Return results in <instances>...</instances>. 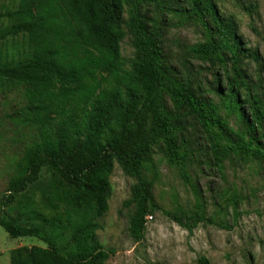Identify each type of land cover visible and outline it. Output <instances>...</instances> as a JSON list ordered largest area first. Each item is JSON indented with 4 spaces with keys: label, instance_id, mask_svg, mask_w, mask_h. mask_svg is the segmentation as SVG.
<instances>
[{
    "label": "trees",
    "instance_id": "obj_1",
    "mask_svg": "<svg viewBox=\"0 0 264 264\" xmlns=\"http://www.w3.org/2000/svg\"><path fill=\"white\" fill-rule=\"evenodd\" d=\"M152 1L20 0L18 9L5 15L9 26L0 38L23 36L27 52L15 66L0 68V79L25 88L30 122L40 140L26 150L20 175L9 182L1 209L12 206L40 182L44 170L51 169L62 175L64 188L56 199L65 215L62 222L44 219L25 226L0 212V226L11 238L31 237L47 245L13 250L11 264H106L111 251L99 242L97 232L112 195L110 177L115 164L136 180L131 199L125 203L135 209L130 224L134 241L143 238L148 218L159 212L190 234L201 225L232 230L228 221L208 216L203 196L189 175V154L179 145L177 122L182 115L196 117L214 166L224 176L225 162L233 155L264 160L260 144L264 133L262 139L256 134L263 117L259 101L254 100L256 111L249 122L239 95L246 83L237 68L240 44L233 22L221 19L213 0H187V8L173 9L186 21L205 27L211 18L221 35L189 47L190 56L226 64L230 54L233 60L236 75L229 81L226 98L220 104L203 101L165 68L159 30L147 25L142 15V6ZM172 1L162 2L163 8L169 2L172 8ZM125 6L127 20L123 18ZM125 27L136 52L130 69L121 52ZM166 96L175 114L166 109ZM230 116L246 125V133L237 141L228 135ZM159 143L165 162L194 193L189 213L182 208L165 210L155 199L161 174L154 146ZM222 199V204H232L236 224L239 194L228 189ZM46 226L71 231L69 256L61 252L57 237ZM198 264L210 262L200 257Z\"/></svg>",
    "mask_w": 264,
    "mask_h": 264
},
{
    "label": "rangeland",
    "instance_id": "obj_2",
    "mask_svg": "<svg viewBox=\"0 0 264 264\" xmlns=\"http://www.w3.org/2000/svg\"><path fill=\"white\" fill-rule=\"evenodd\" d=\"M129 1V0H124ZM153 0L142 6L147 25L159 30V44L165 68L180 82L191 87L203 101L220 104L226 98L235 68L228 54L226 64L218 61H202L188 54V48L207 42L211 37L220 38L216 23L207 19V26L185 20L173 9L187 8V0ZM20 0H0V36L9 26L5 15L17 10ZM221 19L233 22L236 40L239 42L237 66L246 83L240 89L247 120L256 111L254 100L262 112L261 125L256 134L264 133V0H213ZM127 6L123 18L128 19ZM127 31L121 52L126 68L136 59L133 37ZM23 36L0 38V68L15 66L25 53ZM246 101V102H245ZM29 103L23 86L0 79V212L25 226L40 224L44 219L54 222L64 220V210L56 199L64 188L62 175L47 169L40 182L21 196L12 206L2 210V201L8 194L11 179L20 175L19 167L26 150L40 140L36 127L30 122ZM253 106V107H252ZM165 107L175 114L171 101L165 97ZM184 114V112L182 113ZM226 115V114H224ZM233 141L246 133V125L235 116L228 118ZM179 145L190 157L189 175L203 196L209 217L216 221H228L232 230L212 225H201L193 234L179 227L161 212L148 218L147 228L140 241L130 235L134 206H126L131 199V189L136 180L125 175L115 164L110 177L112 195L107 200L108 210L100 218L101 230L97 239L111 251L106 264H198L205 257L210 264H264V160L248 159L233 155L225 162V176L214 166L212 153L204 131L195 116L182 115L177 122ZM262 139V138H261ZM260 144L264 151V138ZM154 159L160 169L154 195L165 210L182 208L191 212L194 203L192 189L181 179L178 171L171 168L164 158L163 145L154 146ZM233 190L239 194L237 211L240 218L233 222V206L222 204V193ZM31 204V208L27 207ZM57 237L61 252L69 256L72 251L69 229L58 230L46 226ZM64 231V232H63ZM47 245L31 237L11 238L0 226V264H11V252L21 247Z\"/></svg>",
    "mask_w": 264,
    "mask_h": 264
},
{
    "label": "built area",
    "instance_id": "obj_3",
    "mask_svg": "<svg viewBox=\"0 0 264 264\" xmlns=\"http://www.w3.org/2000/svg\"><path fill=\"white\" fill-rule=\"evenodd\" d=\"M151 219H152V217H151Z\"/></svg>",
    "mask_w": 264,
    "mask_h": 264
}]
</instances>
